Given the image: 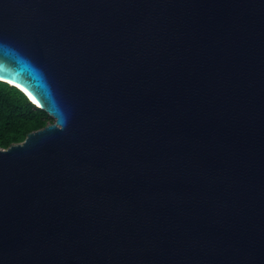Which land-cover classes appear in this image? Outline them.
I'll use <instances>...</instances> for the list:
<instances>
[{
	"label": "water",
	"instance_id": "1",
	"mask_svg": "<svg viewBox=\"0 0 264 264\" xmlns=\"http://www.w3.org/2000/svg\"><path fill=\"white\" fill-rule=\"evenodd\" d=\"M0 82V264H264V0H0Z\"/></svg>",
	"mask_w": 264,
	"mask_h": 264
},
{
	"label": "trees",
	"instance_id": "2",
	"mask_svg": "<svg viewBox=\"0 0 264 264\" xmlns=\"http://www.w3.org/2000/svg\"><path fill=\"white\" fill-rule=\"evenodd\" d=\"M17 89L0 82V149L21 143L27 134L50 123Z\"/></svg>",
	"mask_w": 264,
	"mask_h": 264
},
{
	"label": "rangeland",
	"instance_id": "3",
	"mask_svg": "<svg viewBox=\"0 0 264 264\" xmlns=\"http://www.w3.org/2000/svg\"><path fill=\"white\" fill-rule=\"evenodd\" d=\"M49 118L51 119L50 123H52L53 122L52 118L51 117H49Z\"/></svg>",
	"mask_w": 264,
	"mask_h": 264
}]
</instances>
